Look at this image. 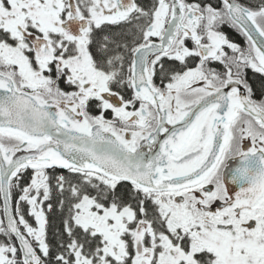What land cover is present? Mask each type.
<instances>
[{"label":"snow or ice","instance_id":"obj_1","mask_svg":"<svg viewBox=\"0 0 264 264\" xmlns=\"http://www.w3.org/2000/svg\"><path fill=\"white\" fill-rule=\"evenodd\" d=\"M0 264H264V0H0Z\"/></svg>","mask_w":264,"mask_h":264},{"label":"flooded vegetation","instance_id":"obj_2","mask_svg":"<svg viewBox=\"0 0 264 264\" xmlns=\"http://www.w3.org/2000/svg\"><path fill=\"white\" fill-rule=\"evenodd\" d=\"M231 35H233V38L235 39V38H238V41L237 42H239V43H243V37H241V36H238V35H235V34H232V33H230Z\"/></svg>","mask_w":264,"mask_h":264},{"label":"trees","instance_id":"obj_3","mask_svg":"<svg viewBox=\"0 0 264 264\" xmlns=\"http://www.w3.org/2000/svg\"><path fill=\"white\" fill-rule=\"evenodd\" d=\"M238 41V38H235Z\"/></svg>","mask_w":264,"mask_h":264}]
</instances>
